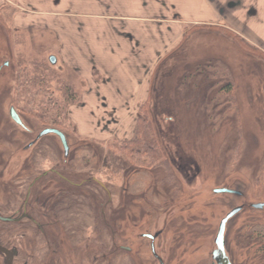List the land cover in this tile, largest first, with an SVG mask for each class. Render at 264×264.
<instances>
[{
    "label": "rangeland",
    "instance_id": "374dc122",
    "mask_svg": "<svg viewBox=\"0 0 264 264\" xmlns=\"http://www.w3.org/2000/svg\"><path fill=\"white\" fill-rule=\"evenodd\" d=\"M59 1L53 6L61 14L87 6ZM229 2L211 25L173 36L162 30L161 59L146 67L148 123L136 124L137 111H128L108 128L102 100L90 96L106 77L90 83V71L94 80L101 74L93 64L68 63L51 30H30L22 18L12 25V8H0V187L25 188L43 173L39 185L50 187L45 227L55 224L29 249V264H158L142 235L161 228L155 248L165 264H211L220 220L236 207L241 212L228 223L231 262L264 264L246 247L251 234L264 239V207L251 208L264 204V44L251 32L264 25V0ZM52 54L59 55L55 66L47 60ZM10 106L33 135L9 121ZM47 128L65 135L67 157L54 134L40 140V156L23 151ZM141 128L147 144L136 151L128 142ZM148 132L154 142L146 141ZM218 189L239 196L214 194ZM20 257H28L25 249Z\"/></svg>",
    "mask_w": 264,
    "mask_h": 264
},
{
    "label": "crops",
    "instance_id": "0c3cea01",
    "mask_svg": "<svg viewBox=\"0 0 264 264\" xmlns=\"http://www.w3.org/2000/svg\"><path fill=\"white\" fill-rule=\"evenodd\" d=\"M75 1L87 3L85 9L75 11L84 13H59L53 6L59 4V0L55 3L52 0H0V8H12L15 15L12 25L22 18L20 23L30 26V30L34 25L37 30H51L59 43L63 40L60 52L68 63L80 64L83 68L89 62L93 64L101 74L97 73L94 80L90 71L89 82L94 84L101 75L106 77L104 85H97L93 90L106 100L114 115L122 116L128 111L132 115L140 105L151 102V77L146 67L154 65V57L156 62L161 59L162 30L173 36L177 30L183 34L185 27L211 25V21L222 18L218 10L220 2L231 0ZM17 10L25 16L17 15L20 13ZM78 32L80 35L75 39L73 36ZM251 32L256 37L253 41L264 44V25H257Z\"/></svg>",
    "mask_w": 264,
    "mask_h": 264
},
{
    "label": "flooded vegetation",
    "instance_id": "af4514ba",
    "mask_svg": "<svg viewBox=\"0 0 264 264\" xmlns=\"http://www.w3.org/2000/svg\"><path fill=\"white\" fill-rule=\"evenodd\" d=\"M228 7H233V3L226 2L225 4H223V7L218 6L219 14L222 16V18H224L223 16H225V8L227 9ZM57 53L61 54L60 49ZM50 56L55 57V65H56L57 64V56H59V55L58 54L49 55L47 57V60L49 59ZM48 63H49V61H48ZM55 65H51V66H55ZM73 69H74V71H77L75 67H73ZM86 83H88V79H86ZM90 93H92V90L90 91ZM91 95H93V98H95L96 100H102L99 103L101 105V109H103V114H105L104 116H106V115L109 116V118L107 117L108 119L106 122L107 128L111 124L112 125L116 124V122H117L116 118H113V116H115L114 110L108 109V105L106 103V100L104 98H99V95L97 93H94ZM140 106H139V108H140ZM96 107H95V109H96ZM139 108H138V110H139ZM11 109H14L15 113L19 117V119L21 121L20 125L17 124L11 118V116H10V110ZM138 110H137V113L135 114V120H137V118H138ZM154 114H157V113H154ZM165 114L168 115L167 112ZM7 115H8L9 121L14 125V127H16L17 129H20L22 132L26 133L29 136L33 135V131L24 124L23 120L21 119V117L18 114V111L13 106L9 107V109L7 111ZM169 119H171V117ZM47 129H50V128H47ZM52 129H54V128H52ZM43 130H45V129H43ZM43 130L38 132L33 139H31L27 143H25V145L23 146V151H25V152H28V151L29 152L30 151L35 152L36 151L35 156H40V154L42 152H44L45 147L43 148V141H40V140L45 136L39 137V134ZM173 131H174V129L172 130V132ZM107 132H108V129H107ZM107 132L105 131V133H107ZM166 134L169 135V133H166ZM172 137H173L172 139L175 140L174 135H172ZM168 138L170 140H172L170 136H168ZM0 167H1V165H0ZM40 179H41V182L45 179V175L43 173L41 174L40 178L39 177L34 178L31 181V183L25 188H22V187H18V188L0 187V193H1V195H4L3 197H0V248L5 250V251L0 250V264H29V262L32 260L30 258V256H32V253L29 251V249L33 248V244L36 242V240H38L40 237L45 236L44 235L45 229L49 231L50 229L55 228V224H53L51 222L46 224V227H45V195L48 194L47 192H48L50 187L49 186L45 187V184L39 185ZM75 188H78V187H75ZM58 190H60V189H57V191ZM62 192L63 191H61L59 194H61ZM78 193H80V194L83 193L85 196L90 195V193H88V192H82V189H80V192H78ZM13 208H14L13 211L9 210V209H13ZM251 208H252V206H251ZM241 209H240L239 213L241 212ZM231 220L232 219L227 221L226 226H225L224 248H225L226 256L228 257L230 263L233 264L231 262L230 256L228 255V251H227V249H228L227 236L229 233L228 232V223ZM240 221L241 220L236 221L237 225H239V227H238L239 232L238 233H241V230H242V228L240 226V223H241ZM164 223L165 222H163V227L166 228V224H164ZM106 224L108 227L109 226L108 223H106ZM8 226L16 227L15 232H12L8 228ZM18 231H21L23 233H18ZM217 231H218V229H217ZM163 232H164V229L161 228L160 230L154 232L153 234H143L142 235L143 238H146L149 241L150 252L158 264H165L163 259L161 258V256L157 254L156 248H155V242L159 237L162 236ZM255 236L256 237L254 238L253 234H251V236H250L251 241L249 242V244H247L246 247H249L252 249L251 252H253V257L259 258L261 261H264V239H259L260 238L259 236H257V235H255ZM96 237L97 236H94L93 239ZM90 240H92V239L90 238ZM17 241H19L20 244H17ZM22 249H25V253L28 254V257L26 259L20 257L22 254ZM95 258H96V256H94V259ZM19 259H21V262H18ZM90 259H91V255H90ZM211 259H212V257H211ZM94 263L95 262L92 261V264H94ZM211 264H213V261Z\"/></svg>",
    "mask_w": 264,
    "mask_h": 264
},
{
    "label": "water",
    "instance_id": "95a60500",
    "mask_svg": "<svg viewBox=\"0 0 264 264\" xmlns=\"http://www.w3.org/2000/svg\"><path fill=\"white\" fill-rule=\"evenodd\" d=\"M48 61L51 65H55V57L54 56H50ZM10 116L17 124H19V125L21 124V121H20L19 117L17 116V114L15 113L14 109L10 110ZM49 134H54L59 138L60 143L63 147L64 156L67 157L68 152H69V148H68L67 141H66V138L63 135V133H61L60 131H58L56 129H45L39 134V137L46 136ZM214 194L238 195L237 192L232 191V190H228V189L214 190ZM262 207H264V204L252 205V208H255V209H260ZM240 209H241V207H237V208L232 209L230 212H228L226 214V216L219 223L218 231H217L216 237L214 239L215 249L212 251V254H211L213 264H231L228 257L226 256V253H225L224 230H225V226H226L227 221L229 219L233 218L240 211ZM0 250L5 251L4 249H1V248H0Z\"/></svg>",
    "mask_w": 264,
    "mask_h": 264
},
{
    "label": "trees",
    "instance_id": "16d2710c",
    "mask_svg": "<svg viewBox=\"0 0 264 264\" xmlns=\"http://www.w3.org/2000/svg\"><path fill=\"white\" fill-rule=\"evenodd\" d=\"M148 116H149V109H148V102L142 104L138 110V118L136 120V124H142L144 126L143 123H148ZM142 130V132H140ZM141 130H135V135L133 137V139L131 141H129L128 145L129 147H132V149H135L136 151H142L141 149L144 148V144L143 141L140 140H144V137H147L146 135L144 136V130L143 128H141ZM148 135V142L155 140L154 136L150 135L149 132L147 133ZM156 142V141H155ZM127 145V146H128ZM151 147V146H150ZM153 148V147H151ZM154 150V149H153Z\"/></svg>",
    "mask_w": 264,
    "mask_h": 264
},
{
    "label": "bare ground",
    "instance_id": "6f19581e",
    "mask_svg": "<svg viewBox=\"0 0 264 264\" xmlns=\"http://www.w3.org/2000/svg\"><path fill=\"white\" fill-rule=\"evenodd\" d=\"M91 246H92V245H91V243H90V251H91ZM91 252H92V251H91ZM91 252H90L91 258L94 260V257H93L94 254H92Z\"/></svg>",
    "mask_w": 264,
    "mask_h": 264
}]
</instances>
